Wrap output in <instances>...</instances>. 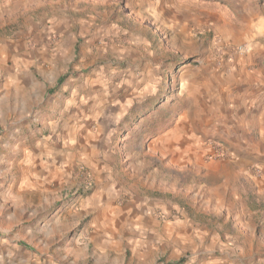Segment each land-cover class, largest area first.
Wrapping results in <instances>:
<instances>
[{
	"label": "rangeland",
	"instance_id": "rangeland-1",
	"mask_svg": "<svg viewBox=\"0 0 264 264\" xmlns=\"http://www.w3.org/2000/svg\"><path fill=\"white\" fill-rule=\"evenodd\" d=\"M16 43L63 57L50 75L44 72L49 63L44 71L20 64L32 80L52 82L50 93L64 79L90 82L102 69L114 74V102L121 109L109 149L113 177L125 190L119 202L160 193L173 206L167 219L177 216L187 225L173 242L176 250L170 244L162 253L165 264H264V190L257 185L264 140L256 139L258 123L247 132L246 126L230 130L231 104L220 88L223 74H243L239 94L245 100L237 106L256 119L260 96L252 99L246 91L264 76V0H0V94L20 59L10 52ZM36 93L22 117L9 107L10 98L0 103V140L42 134L35 119L43 90ZM9 150L0 146V161ZM7 181L0 176V187ZM81 186H68L55 201L39 191L23 197L30 213L37 209L41 226L59 205L77 207L91 191ZM10 192L0 190V242L19 233L13 242L38 252L42 247L21 237L31 226L7 222L6 202L16 196Z\"/></svg>",
	"mask_w": 264,
	"mask_h": 264
},
{
	"label": "crops",
	"instance_id": "crops-1",
	"mask_svg": "<svg viewBox=\"0 0 264 264\" xmlns=\"http://www.w3.org/2000/svg\"><path fill=\"white\" fill-rule=\"evenodd\" d=\"M114 50V46L112 47ZM13 56L18 55L10 70L9 88L0 94V103L9 101L14 114L22 117L28 100L37 95L36 89L43 90L40 107L35 119L42 133L34 138L15 137L9 141L0 140V146L9 150L0 169V176L8 181L0 187L7 195L16 191L13 200H7L10 225L25 223L29 229L21 230L41 250L30 252L24 248L19 233L3 238L0 246L4 248L0 262L5 264H165L161 258L168 245L176 250L173 242L183 237L187 225L177 216H171L173 206L151 192L146 197H134L119 202L122 190L113 177L109 149L114 138L116 113L121 107L114 102L118 89L114 87V74L108 69L92 78L90 82L64 79L58 91L50 93L54 86L45 79L32 80L20 64L38 65L41 71L45 63L51 67L44 71L52 74L53 66L63 57L50 55L46 51L39 53L16 43L11 46ZM53 54V53H51ZM27 67V66H26ZM28 68V67H27ZM230 74V73H229ZM230 78L229 85L226 84ZM243 74L220 78L224 101L231 108L227 112L230 130H239L250 124L258 123L260 140H264V76H260L256 87H247V95L252 99L259 97L262 107L254 112L255 120H249L246 110L238 107L244 96ZM86 88L84 91L83 89ZM88 88V89H87ZM72 89V90H70ZM68 90V91H67ZM238 92H234L237 91ZM47 91V93H46ZM246 98H248L246 96ZM0 111L1 108H0ZM231 117V118H230ZM238 121V126L235 125ZM17 123H15L16 125ZM14 125V126H15ZM239 135V134H238ZM249 137V136H248ZM255 138V137H254ZM242 140V135H239ZM247 141V140H246ZM9 148V149H7ZM112 159V158H111ZM91 174L93 186L77 207L58 206L51 215V222L39 225L30 203L23 196L28 193L44 195L55 201L56 196L68 186H78L82 182L83 170ZM258 190H264V175L257 177ZM217 186V185H216ZM215 187V186H214ZM10 197V196H9ZM21 213V218L17 213ZM87 219V220H85ZM83 223L81 229L71 231L72 225ZM86 222V223H85ZM68 231V232H67ZM26 247V246H25ZM167 256H169L167 254ZM166 256V257H167Z\"/></svg>",
	"mask_w": 264,
	"mask_h": 264
},
{
	"label": "built area",
	"instance_id": "built-area-1",
	"mask_svg": "<svg viewBox=\"0 0 264 264\" xmlns=\"http://www.w3.org/2000/svg\"><path fill=\"white\" fill-rule=\"evenodd\" d=\"M81 176H82V186L79 189L83 192L90 191L92 189V186H93V180L91 178V175L83 172ZM76 191L78 192L79 190H74L72 192H70V190H69L68 192L76 193Z\"/></svg>",
	"mask_w": 264,
	"mask_h": 264
},
{
	"label": "trees",
	"instance_id": "trees-1",
	"mask_svg": "<svg viewBox=\"0 0 264 264\" xmlns=\"http://www.w3.org/2000/svg\"><path fill=\"white\" fill-rule=\"evenodd\" d=\"M61 81H62V78L60 77V78L58 79V82H57V83H59V82L61 83Z\"/></svg>",
	"mask_w": 264,
	"mask_h": 264
}]
</instances>
